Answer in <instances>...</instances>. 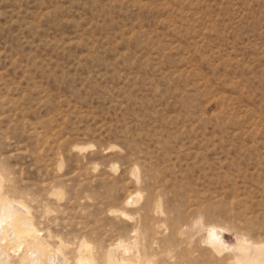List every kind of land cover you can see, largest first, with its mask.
I'll use <instances>...</instances> for the list:
<instances>
[{
    "label": "rangeland",
    "instance_id": "1",
    "mask_svg": "<svg viewBox=\"0 0 264 264\" xmlns=\"http://www.w3.org/2000/svg\"><path fill=\"white\" fill-rule=\"evenodd\" d=\"M0 194V264L264 245V0H0Z\"/></svg>",
    "mask_w": 264,
    "mask_h": 264
},
{
    "label": "bare ground",
    "instance_id": "2",
    "mask_svg": "<svg viewBox=\"0 0 264 264\" xmlns=\"http://www.w3.org/2000/svg\"><path fill=\"white\" fill-rule=\"evenodd\" d=\"M16 207L0 194V260L7 245L14 240L18 241L26 233L24 224L17 216L18 211L22 210ZM36 251L39 252V256L45 253V249L40 245H37ZM22 257L25 262L32 263L33 258L27 255ZM235 260L236 264H264V245H248L245 252H236Z\"/></svg>",
    "mask_w": 264,
    "mask_h": 264
}]
</instances>
